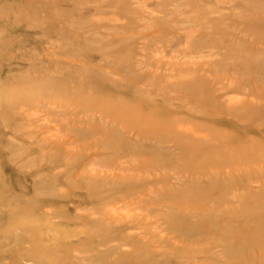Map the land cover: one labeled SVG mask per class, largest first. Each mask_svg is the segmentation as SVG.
Returning <instances> with one entry per match:
<instances>
[{"label": "rangeland", "instance_id": "1", "mask_svg": "<svg viewBox=\"0 0 264 264\" xmlns=\"http://www.w3.org/2000/svg\"><path fill=\"white\" fill-rule=\"evenodd\" d=\"M0 264H264V0H0Z\"/></svg>", "mask_w": 264, "mask_h": 264}, {"label": "bare ground", "instance_id": "2", "mask_svg": "<svg viewBox=\"0 0 264 264\" xmlns=\"http://www.w3.org/2000/svg\"><path fill=\"white\" fill-rule=\"evenodd\" d=\"M5 17V16H4ZM15 18V17H14ZM43 24V23H42ZM2 25H4L3 23H2ZM45 27V26H44Z\"/></svg>", "mask_w": 264, "mask_h": 264}]
</instances>
